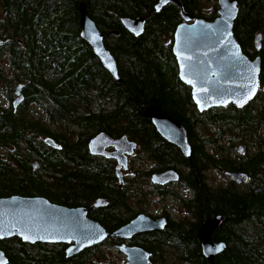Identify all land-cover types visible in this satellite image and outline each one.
<instances>
[{"label":"trees","instance_id":"trees-1","mask_svg":"<svg viewBox=\"0 0 264 264\" xmlns=\"http://www.w3.org/2000/svg\"><path fill=\"white\" fill-rule=\"evenodd\" d=\"M158 1L0 0V39L10 40L0 49V55L8 58L17 79L25 78L28 96L42 105L47 117H35L30 108L25 117L13 111L0 117V147L17 163V168H9L0 162V197L45 196L68 206L81 205L96 196L109 197V206L94 215L108 225H116L118 220L109 218L117 209L118 195L112 172L100 170L93 162L87 139L103 130L111 136H139L148 143L152 134L158 135L151 132L152 119L147 115V109L156 105L189 130L199 120L215 123L221 134L235 128L236 135L258 151L248 169L262 185L246 196L229 191L212 195L200 186L195 163L196 158L199 161L211 156L200 146L190 157L179 153L191 169L188 181L197 190L203 212L224 217L212 239L225 241L228 246L210 259L204 255L202 238L196 231L183 233L174 227L169 228L170 239L157 242L180 245L182 252L178 255L191 264H264L260 248L264 236L231 238L233 227L252 216H264V0H237L240 11L234 26L242 51L250 58L261 57L259 92L242 109L229 104L205 112L197 110L191 86L178 75L173 39L182 18L179 6L169 3L156 12ZM82 5L104 34L105 44L117 61L120 81L81 37ZM138 17L145 18L146 24L137 36L124 28L122 18ZM259 32L263 33L260 49L255 42ZM74 129L80 130L75 142L71 141ZM40 135L52 136L61 148L50 146L39 139ZM33 159L40 162L35 170ZM0 248L8 257L7 264H101L95 261L100 253L93 247L67 257L62 246L30 244L12 237L0 240ZM154 248L153 253L159 249Z\"/></svg>","mask_w":264,"mask_h":264},{"label":"flooded vegetation","instance_id":"flooded-vegetation-1","mask_svg":"<svg viewBox=\"0 0 264 264\" xmlns=\"http://www.w3.org/2000/svg\"><path fill=\"white\" fill-rule=\"evenodd\" d=\"M230 1H235L238 3L237 0ZM180 2L185 11L195 16V19L204 18L206 20L212 21L219 16V0H195V2L194 0L193 2H190L189 0H180ZM239 6L240 5L238 3V7ZM181 17L182 18L179 24L184 22L182 14ZM193 22L194 20L190 21V23ZM259 33H257L256 39ZM261 35L262 46L263 33H261ZM256 39L255 42L257 45ZM3 46H0V49ZM257 48L260 49L261 47H258L257 45ZM256 57L249 58L254 60ZM5 59L7 60V65H10L8 58L4 57V60ZM10 68V66L9 68H6L5 70L7 72L3 73V77L8 76L9 78H6L3 81L6 83V90L3 92L6 99V105H0V117L11 111L19 114L22 117H25L26 109H31L34 107L43 111L42 105L38 104L32 97L28 96V82L25 80V78H22L21 80L17 79V75L13 74ZM23 77H25L24 73ZM21 85V94L23 99L16 105L15 101L21 95L17 92ZM239 108L242 109L243 107ZM198 111L205 112L200 110ZM151 125V132H155L159 136H153L152 134V136L149 137L150 139L148 143H145L139 136L133 135L132 138L128 137L127 135L111 136L103 130L95 132L87 139L88 154L90 155V158L93 160V162L96 163L100 170L106 171L107 169H110L112 172L114 189L117 191L118 195L116 196L117 209L110 213L109 218L118 220L116 225H108L103 221H100V219L96 218L94 215L96 212L101 213L102 209H105L109 206L111 201L109 197L96 196L95 198H91L81 205L75 206H68L56 202L54 203L69 208L86 209L87 217L95 222H98L105 229V231L110 234L103 242L93 246V248L97 251V254L100 252L102 253L106 248L116 250L121 257V261L118 264H125L127 262L126 254L120 249V247L124 245L138 247L145 251L149 256L150 263L152 264H166V254L168 256L171 255L173 258V261L170 260L171 263L169 264H191L188 261L181 259V255H178L182 252V247H180V245L172 242L158 243L157 240L160 241L162 239H170L171 231H169V228L173 227L183 233L196 231L198 237H201V227L204 223L208 222V220H213L215 222L211 228L210 235L212 239L213 236L218 233L219 227L224 221V217L219 213L209 215L203 212V206H200L198 201L199 197L197 190L194 188L193 184L188 181V178L191 174V169L188 167L186 162L179 158L180 154L184 157H187V155L179 146L167 140L159 132L153 120L151 121ZM184 128L186 130L187 138L191 148V154L195 147L200 146L203 147L206 155L211 156L210 159L206 158L205 160L204 158H199V161L198 158L195 159V163L197 164V168L199 170L198 178L201 184L200 186L205 188L210 194L213 195L219 194L223 191H229L231 193H236L239 196H246L251 193V191H256L259 187H262V185L257 183L256 179L252 176L248 169L249 165L252 163V160L258 155V151L255 149V146L252 145V143H248L247 141L243 140L241 136H237V131L235 128H230V130L227 131L228 133L221 134L219 126H217L215 123H210L209 121L204 120L195 122L192 125L191 130L187 129L186 127ZM79 133L80 130L74 129L71 141L75 142ZM100 133H106L113 139H119L123 136H127L130 142L134 144L133 153L126 155V166L122 164L121 168H119L118 159L111 156V153L115 151L114 146H108L101 154H93L91 152L90 142ZM48 137L53 138L52 136L40 135L39 139H43L45 141V139ZM0 162L9 168H12L11 166L17 168V163L11 156V153L5 150L3 147H0ZM122 163H124V161H122ZM39 165L40 162L36 159H33V170L37 169ZM168 172H174V174L171 175V178L168 180H161L160 178H157L158 175L166 174ZM234 173L246 174L247 180L245 182L236 181L233 177ZM122 197H125V201L122 200ZM98 199H103L106 202L101 206H97L95 205V202ZM143 214L149 216L154 221H158L159 223H157L156 226L152 225L149 227H142L140 228L141 230L139 229L138 232H135L129 238L111 235L121 227L129 224ZM233 231L234 234L231 236L232 239L236 237L249 240L257 238L263 239L264 216H252L250 219L239 223L237 227H233ZM10 238H0V240H6ZM19 238L23 241L21 237ZM154 241L156 243H154ZM213 241L216 243H224L225 247L226 245L228 246V243L225 241ZM26 243H39L44 246L50 245L52 247L62 246L65 249L66 256L67 248L75 244L74 241H38L35 243ZM154 247L159 248L155 253L152 251ZM90 248L92 247L85 248L75 255H79L86 249ZM260 248L264 252V244H260ZM0 250L2 249L0 248ZM224 250L225 248L221 252Z\"/></svg>","mask_w":264,"mask_h":264},{"label":"water","instance_id":"water-1","mask_svg":"<svg viewBox=\"0 0 264 264\" xmlns=\"http://www.w3.org/2000/svg\"><path fill=\"white\" fill-rule=\"evenodd\" d=\"M169 2L180 6L184 18L174 34L173 53L178 64L179 78L191 86L197 109L205 111L229 104L237 107L249 104L258 93L262 65L260 56L252 60L243 53L234 34L238 3L219 0V16L209 21L204 18L195 19V16L185 11L180 0H159L156 11H160ZM81 13V37L90 45L103 66L120 81L117 61L105 44L104 34L86 14L84 5L81 6ZM192 20L194 22L190 23ZM122 22L124 28L137 36L144 32L146 20L143 17L122 18ZM261 37L259 33L256 39L258 47H261ZM9 42L10 40L0 39V46ZM21 88L22 85L17 91L20 94ZM22 99L21 94L15 104ZM147 115L167 140L179 146L187 157L191 156L186 130L177 119L165 114L156 105L147 109ZM45 141L52 147L61 148L53 138L48 137ZM108 146L115 147L111 156L118 159L119 168L122 164L126 166V155L132 154L134 149V144L128 137L113 139L106 133H100L90 142L93 154L103 153ZM173 174L174 172H168L157 178L168 180ZM233 177L238 182L247 180L244 173H234ZM105 202L98 199L95 205L101 206ZM157 223L159 222L143 214L111 235L129 238L140 228L156 226ZM212 227L211 222H206L200 230L203 253L210 259L225 248L224 243H216L211 239ZM109 235L98 222L87 217L84 208L62 206L45 196L0 197V238L19 236L23 241L31 243L74 241L75 244L66 250L67 256L71 257L85 248L100 244ZM120 249L127 256L125 264H152L148 254L138 247L124 245ZM7 263V255L0 250V264Z\"/></svg>","mask_w":264,"mask_h":264},{"label":"rangeland","instance_id":"rangeland-1","mask_svg":"<svg viewBox=\"0 0 264 264\" xmlns=\"http://www.w3.org/2000/svg\"><path fill=\"white\" fill-rule=\"evenodd\" d=\"M211 6V5H210ZM0 17H2V14L0 13ZM1 53H3L1 51ZM0 66L1 69L3 68L4 73H6L7 71L5 70L6 68H9L10 65H7V60H4V57H2L0 55ZM9 70V69H8ZM9 78L8 76H4V77H0V105L1 106H5L6 105V99H5V95H4V91L6 90V83H4L3 81ZM32 109V113L35 115V117L39 118V119H47L46 114L39 110L38 108H31ZM49 123V122H48ZM53 130H55V127H52ZM173 261V258L171 257V255H167L166 254V264L171 263V261ZM95 261H97L98 263L101 264H118L121 261V257L120 255L117 253L116 250L113 249H104V251L101 253L100 255H96L95 256Z\"/></svg>","mask_w":264,"mask_h":264},{"label":"snow or ice","instance_id":"snow-or-ice-1","mask_svg":"<svg viewBox=\"0 0 264 264\" xmlns=\"http://www.w3.org/2000/svg\"><path fill=\"white\" fill-rule=\"evenodd\" d=\"M253 94H254V92H253ZM250 98V97H249ZM26 239L28 238V237H25Z\"/></svg>","mask_w":264,"mask_h":264}]
</instances>
